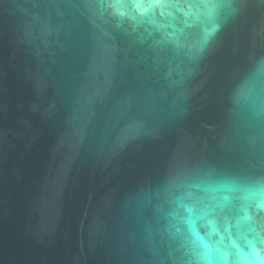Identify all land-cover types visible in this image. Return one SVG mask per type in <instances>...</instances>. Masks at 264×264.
<instances>
[{
    "label": "water",
    "instance_id": "1",
    "mask_svg": "<svg viewBox=\"0 0 264 264\" xmlns=\"http://www.w3.org/2000/svg\"><path fill=\"white\" fill-rule=\"evenodd\" d=\"M115 8L0 0V264H200L177 202L264 183V0Z\"/></svg>",
    "mask_w": 264,
    "mask_h": 264
},
{
    "label": "clouds",
    "instance_id": "2",
    "mask_svg": "<svg viewBox=\"0 0 264 264\" xmlns=\"http://www.w3.org/2000/svg\"><path fill=\"white\" fill-rule=\"evenodd\" d=\"M203 3L204 15L213 19L217 0H191ZM160 0H114L118 15L149 17ZM123 6V7H122ZM205 48L211 46L221 32V25L210 23L203 28ZM209 204L178 201L174 219L182 225L185 244L195 253L200 264H264V230L258 227L253 211L264 212V183L237 188L231 185L205 189ZM217 192L225 195L224 204H217ZM235 201V214L217 218L214 206L223 208Z\"/></svg>",
    "mask_w": 264,
    "mask_h": 264
}]
</instances>
